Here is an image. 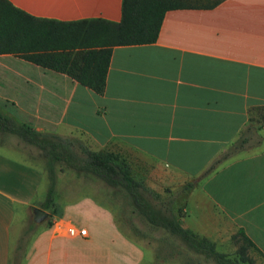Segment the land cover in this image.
<instances>
[{
	"label": "crops",
	"instance_id": "0c3cea01",
	"mask_svg": "<svg viewBox=\"0 0 264 264\" xmlns=\"http://www.w3.org/2000/svg\"><path fill=\"white\" fill-rule=\"evenodd\" d=\"M8 1L36 19L121 20L122 0ZM263 107L264 0L168 11L155 43L112 48L100 95L0 54L2 114L37 132L80 135L92 151L137 154L163 185L191 184L182 227L215 245L243 232L264 262V124L248 130ZM47 187L43 169L0 147V264L12 263L18 226ZM59 201L52 224L31 231L20 264H143V248L97 194ZM71 225L87 236L70 237Z\"/></svg>",
	"mask_w": 264,
	"mask_h": 264
},
{
	"label": "trees",
	"instance_id": "16d2710c",
	"mask_svg": "<svg viewBox=\"0 0 264 264\" xmlns=\"http://www.w3.org/2000/svg\"><path fill=\"white\" fill-rule=\"evenodd\" d=\"M223 1L122 0L121 20L113 23L102 19L74 22L36 19L15 8L8 0H0V54L15 55L41 68L64 74L100 95L105 89L113 47L153 44L168 11L212 9ZM257 111L258 119H250L252 124L248 130L259 129L264 124V107ZM0 134L15 136L24 144L36 147L45 160L49 186L41 210H50L51 215L55 212L56 166H64L77 176L92 177L112 189L123 191L138 216L153 228L163 229L179 238L195 253L216 264H236L225 254L217 252L213 242L184 229L182 211L176 215L170 207L171 201L167 205L152 203L149 198L154 196L153 192L135 178L128 162L118 153L92 151L78 138L37 132L1 112ZM241 147L243 142L233 146L206 173ZM191 187L188 184L183 190ZM237 236L242 240L238 251L240 259L252 264L247 258V250L255 251L256 247L243 232L239 231L232 239L236 241Z\"/></svg>",
	"mask_w": 264,
	"mask_h": 264
},
{
	"label": "rangeland",
	"instance_id": "374dc122",
	"mask_svg": "<svg viewBox=\"0 0 264 264\" xmlns=\"http://www.w3.org/2000/svg\"><path fill=\"white\" fill-rule=\"evenodd\" d=\"M67 137L78 138L86 146V140L80 135L70 134ZM0 147L9 149L19 159L43 169L46 172L45 160L40 156V151L33 146L21 142L17 137L9 134H0ZM130 165L136 179L141 180L153 192L150 201L154 204L158 202L167 205L170 201L173 212L177 215L182 211L181 197L184 192L183 187H174L163 185L158 178V172L153 169L148 162L142 160L137 154L129 151L118 153ZM48 186L49 180L47 176ZM48 188V187H47ZM46 188V189H47ZM95 193L100 201L109 206L115 213V218L121 229L127 233L128 237L137 242L144 251L145 257L143 264H216L213 260L207 259L202 254L190 250L182 240L169 235L165 230L153 228L142 217L138 216L133 210L129 197L121 190L108 187L106 184L92 177L77 176L74 171L64 166H56V185H55V212L40 224L33 221V213L18 226L17 236L15 238L14 263H21L24 248L31 238V231L36 226H50L53 216L56 215L63 204L59 201L68 199L73 200L82 194ZM65 197V198H64ZM45 201V200H44ZM44 201L38 203L42 206ZM40 209V208H39ZM50 223V225H48ZM236 235V234H235ZM234 236V235H233ZM225 243L220 241L216 243V251L225 254L227 258L236 261V264H249L242 261L238 255L242 240L237 236V240L232 237ZM247 258H250L252 264H264L253 249L247 250Z\"/></svg>",
	"mask_w": 264,
	"mask_h": 264
},
{
	"label": "built area",
	"instance_id": "2783aa9c",
	"mask_svg": "<svg viewBox=\"0 0 264 264\" xmlns=\"http://www.w3.org/2000/svg\"><path fill=\"white\" fill-rule=\"evenodd\" d=\"M67 234L70 237L85 238L87 236V231H86V229L79 228L77 226L71 225L67 229Z\"/></svg>",
	"mask_w": 264,
	"mask_h": 264
},
{
	"label": "water",
	"instance_id": "95a60500",
	"mask_svg": "<svg viewBox=\"0 0 264 264\" xmlns=\"http://www.w3.org/2000/svg\"><path fill=\"white\" fill-rule=\"evenodd\" d=\"M33 221L36 224L42 223L44 220H46L49 217V214L39 208H34L33 211Z\"/></svg>",
	"mask_w": 264,
	"mask_h": 264
}]
</instances>
